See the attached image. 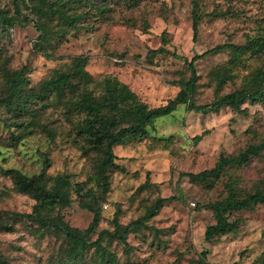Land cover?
Here are the masks:
<instances>
[{"label": "rangeland", "instance_id": "1", "mask_svg": "<svg viewBox=\"0 0 264 264\" xmlns=\"http://www.w3.org/2000/svg\"><path fill=\"white\" fill-rule=\"evenodd\" d=\"M106 2L110 9L104 15L93 3L82 4L78 8L81 16L72 25L57 17L49 19L50 26L65 31L54 34L48 43L39 35L29 0H0V11L13 17L12 23L0 17V96L9 92L1 66L24 69L27 89L38 91L45 79L68 66V56L84 53L89 58L86 67L95 77L112 74L128 83L150 107L158 106L176 95L180 78L190 76L187 63L173 51L191 58L219 43H245L248 36L264 28V0H200L197 39L193 38V0H141L133 6L122 0ZM160 45L170 52L147 56ZM230 57L225 50L196 60L197 103L214 100L216 78L210 71L217 65L229 64L230 72L236 74L220 92L233 90L245 74L264 68V55L244 53L240 65L230 64ZM40 106L39 99L32 104V108ZM243 107L244 112L222 106L186 113V105L181 104L173 114L148 126L141 138L115 146L117 158L102 206L103 218L89 240L105 228L114 229L112 218L118 206L125 224L143 215L158 196L176 198L165 201L157 214L128 235L129 247L105 236L103 244L115 253L109 264H202L199 258L206 251L205 259L215 264H262L264 203L233 212L232 218H242L236 232L208 240L205 230L216 221L210 202L224 198L230 183L242 193L263 186L264 148L245 163L229 166L212 188L183 174L211 168L221 154H238L249 144L264 141V101H247ZM19 116L0 106V211H32L35 198L17 190L5 170L15 167L29 175L40 172L44 167L40 153L44 152L51 159L48 174L71 176L72 201L60 211L71 225L85 229L94 213L82 207L75 184L84 181L95 194L99 192L94 176L98 153L84 152V140L73 131L61 106L39 110L36 119L40 123L16 139L23 129L18 122L26 124L32 114ZM197 134H203L200 140H195ZM148 174L156 186L137 192ZM66 248L63 236L43 231L27 218L17 221L12 230L0 229V251L8 264H60ZM98 258L91 247L76 264H98Z\"/></svg>", "mask_w": 264, "mask_h": 264}, {"label": "trees", "instance_id": "2", "mask_svg": "<svg viewBox=\"0 0 264 264\" xmlns=\"http://www.w3.org/2000/svg\"><path fill=\"white\" fill-rule=\"evenodd\" d=\"M29 0L30 8L36 15V24L40 30V37L50 43L54 34L58 36L65 30L50 26L48 20L58 18L68 24L81 16L78 8L82 4L93 3L96 10L103 15L110 9L106 0ZM128 6L137 5L141 0H122ZM74 10V12H72ZM193 38L197 39L199 33V22L201 19L200 0H193ZM0 17L4 23H12L13 17L0 11ZM47 52V47L44 48ZM229 50L230 64L240 65L243 62L242 55L250 52L253 56L264 55V28L258 35L248 36L245 43L224 42L216 44L202 52L195 53L191 58L187 55L172 53L182 58L190 70V76L182 77L177 81L180 85L175 96L168 99L165 104L150 107L141 100L138 93L132 89L128 83L121 81L118 77L108 74L101 78L95 77L88 69V55L84 53L68 56V66L57 70L54 75L45 79L38 91L27 89L28 77L25 70H9L1 66L9 92L0 96V106L5 105L16 113L17 117L30 112L32 117L24 124L17 139L26 132V128L37 125L36 119L39 110L47 106H61L64 116L72 124V129L84 140L82 148L84 152L92 151L98 153L99 161L96 163L95 178L98 182V193H94L92 187H88L84 181L77 182L75 188L79 193L82 207L93 211V219L85 229H80L65 220L61 207L71 203L70 194L73 186L71 176L65 173L55 175L48 174L47 167L51 164V159L46 153L40 155L44 161V167L40 172L29 175L19 168H7L5 173L12 176L17 190L31 194L36 202L32 211H0V229L12 230L15 223L27 218L30 222L38 224L43 231L55 233L63 236L67 242L65 255L60 264H76L79 260H84L85 252L94 247L99 258L98 264L113 263L115 253L103 244L105 236L118 238L130 246L128 235L146 224L155 214L158 213L165 201L176 198V195L158 196L153 203L147 207L145 213L128 223L120 221L122 209L116 205L112 222L114 229L105 228L100 231L99 236L94 240H89V234L97 231L102 220V206L107 201V193L111 182V172L115 167L117 154L115 146L126 144L132 140L141 138L148 130V126L153 125L158 118L173 114L181 104H185V112L193 110L209 111L218 110L222 106H229L239 112H244L245 102L255 103L264 101V68L245 74L240 86L228 92H220L236 74L230 72L229 64L217 65L210 73L216 78V90L214 100L207 103H197L195 93L198 86L199 73L196 68V60L214 52ZM170 52L164 45L152 48L147 56L153 57L160 53ZM50 56V54H47ZM39 99L41 106L32 108V104ZM45 129H52L46 124H42ZM203 134L194 136L195 140H200ZM264 148V141L251 143L238 154H221L216 164L211 168L200 171H185L184 175L190 179L200 182L206 188L214 187L216 181L220 179L225 170L234 164H243L250 159L253 154H258ZM156 183L150 180L147 175L145 182L139 185L137 192L144 188L155 187ZM258 203H264V184L262 187L242 193L235 183L228 186L227 195L210 202L216 221L207 226L205 237L208 240L218 238L230 232H236L242 222V218H232L233 212L244 209H253ZM207 251L199 258L202 264H215L205 259ZM264 264V255L261 258ZM0 264H8L6 256L0 251Z\"/></svg>", "mask_w": 264, "mask_h": 264}]
</instances>
